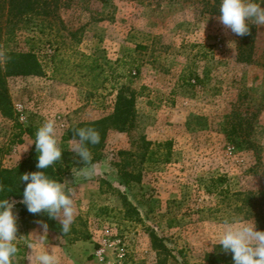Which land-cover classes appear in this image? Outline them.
Masks as SVG:
<instances>
[{
	"label": "rangeland",
	"instance_id": "rangeland-1",
	"mask_svg": "<svg viewBox=\"0 0 264 264\" xmlns=\"http://www.w3.org/2000/svg\"><path fill=\"white\" fill-rule=\"evenodd\" d=\"M59 2L62 22H44L43 34L1 36L0 55L32 46L43 73L7 77L0 165L29 153L33 140L20 131L30 119H54L60 142L71 127L111 115L122 85L136 94L134 124L107 131L101 172L85 178L72 168L61 181L74 202L69 233L46 213L14 214L12 264H39L44 252L57 264H233L213 248L225 220L255 223L264 209V25L249 21V35H234L219 22L220 0ZM240 122L241 134H227ZM120 168L139 180L126 182Z\"/></svg>",
	"mask_w": 264,
	"mask_h": 264
},
{
	"label": "clouds",
	"instance_id": "clouds-1",
	"mask_svg": "<svg viewBox=\"0 0 264 264\" xmlns=\"http://www.w3.org/2000/svg\"><path fill=\"white\" fill-rule=\"evenodd\" d=\"M261 5H264V0H220L219 22L236 36L249 35V21L257 26L264 25V7ZM75 137L78 138L77 143L70 150L83 162L82 175L89 178L95 173L89 145L99 144L100 134L92 127H81L75 130ZM32 143L38 153V171L20 175V181L26 182L20 203L31 214L43 212L49 219L58 220L60 231L67 234L75 220L72 191L66 183L50 178L44 171L56 165L62 157L56 121L49 119L44 122L37 129ZM3 191L4 186L0 185V192ZM14 203L0 199V264H12V258L18 254ZM38 223L47 233V223ZM224 223V230L213 248L219 246L221 251L230 252L233 264H264V230H258L253 220H225ZM37 260L39 264H57L56 257L50 252L38 255Z\"/></svg>",
	"mask_w": 264,
	"mask_h": 264
},
{
	"label": "trees",
	"instance_id": "trees-1",
	"mask_svg": "<svg viewBox=\"0 0 264 264\" xmlns=\"http://www.w3.org/2000/svg\"><path fill=\"white\" fill-rule=\"evenodd\" d=\"M60 2L59 0H0V40L3 34L15 33L22 27L36 28L38 34L44 32V22L48 24V28L51 29L55 26L56 22H62L59 14ZM63 28V27H61ZM50 56V55H48ZM51 61L56 59L55 52L50 56ZM81 57L89 60V65L92 66L96 63L95 57L85 55L81 53ZM2 58V60H1ZM244 60H249L247 55ZM43 73L42 64L34 50V47L28 49L12 48L4 51L0 55V110L5 115L11 114V106L9 100L8 87L6 85L7 77L9 76H24V75H41ZM135 91L129 86L122 85L119 87L116 98L114 110L111 115L88 121L82 122L68 129L61 137L59 146L62 149L61 160L56 165L45 169L46 175L57 181H62L63 177L68 174L72 168H80L83 166V162L72 151L68 149V141L78 140L75 137V130L81 127H92L100 134V143L97 145H89V149L92 153V161H98L102 158L101 149L104 144L106 133L109 129H114L120 132L129 131L134 124V101ZM40 123L30 119L26 127L20 131L21 134H26L33 141L37 129L40 127ZM241 134V122L238 123V131L233 126L232 130L227 131V134ZM18 142H22V139H18ZM149 143H146L148 145ZM169 143H167V146ZM1 151V149H0ZM153 152L150 151V155ZM118 154L131 153L126 151H118ZM37 155L35 144L32 143L29 153L17 164L10 168H5L0 165V185L4 186V191L0 192V199H14L16 200L15 207L17 208V215L20 219L25 218L27 215H31L26 210V207L20 203L23 195V189L26 182L20 181V175L26 172L38 171L36 168ZM142 159L145 158V154L142 155ZM121 173V168H120ZM120 176L124 177L127 181H138L139 177H133L127 172H122ZM221 180V179H217ZM250 197H247V201ZM255 225L258 230H264V209L258 211L255 216Z\"/></svg>",
	"mask_w": 264,
	"mask_h": 264
},
{
	"label": "crops",
	"instance_id": "crops-1",
	"mask_svg": "<svg viewBox=\"0 0 264 264\" xmlns=\"http://www.w3.org/2000/svg\"><path fill=\"white\" fill-rule=\"evenodd\" d=\"M61 131H63V130L61 129ZM27 154H28V149L26 151L25 150L23 151V157H25ZM91 165L94 167V169H95L96 172H101L100 168L101 167L104 168V158L101 159L98 162L92 163ZM67 176H69V175L64 176L63 177V180H66ZM14 214H17V209H15V208H14Z\"/></svg>",
	"mask_w": 264,
	"mask_h": 264
},
{
	"label": "built area",
	"instance_id": "built-area-1",
	"mask_svg": "<svg viewBox=\"0 0 264 264\" xmlns=\"http://www.w3.org/2000/svg\"><path fill=\"white\" fill-rule=\"evenodd\" d=\"M57 118L59 119V118H60V116H57Z\"/></svg>",
	"mask_w": 264,
	"mask_h": 264
}]
</instances>
